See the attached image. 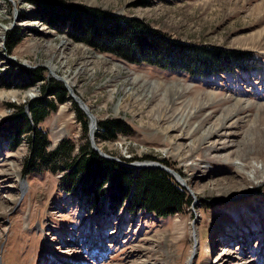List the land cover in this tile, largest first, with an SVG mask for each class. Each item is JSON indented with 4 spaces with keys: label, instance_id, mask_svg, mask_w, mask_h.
Here are the masks:
<instances>
[{
    "label": "rangeland",
    "instance_id": "374dc122",
    "mask_svg": "<svg viewBox=\"0 0 264 264\" xmlns=\"http://www.w3.org/2000/svg\"><path fill=\"white\" fill-rule=\"evenodd\" d=\"M58 1L59 11L84 6L134 18L172 40L213 47L215 55L244 53L247 61L206 75L131 63L72 38L104 24L75 33L70 17L61 26L40 19L29 0H0V264H264V0ZM8 33L20 37L11 51ZM19 70L65 89L64 102L39 124L50 150L69 140L74 158L89 142L90 121L66 80L94 116V141L108 161L158 164L188 205L159 217L126 211L127 198L107 216L110 183L86 211L61 188L66 172L25 174L26 137L12 149L6 128L17 107L42 95L43 82L32 86ZM105 121L125 131L108 140Z\"/></svg>",
    "mask_w": 264,
    "mask_h": 264
},
{
    "label": "trees",
    "instance_id": "16d2710c",
    "mask_svg": "<svg viewBox=\"0 0 264 264\" xmlns=\"http://www.w3.org/2000/svg\"><path fill=\"white\" fill-rule=\"evenodd\" d=\"M52 1L29 0L38 9L39 14L44 13L43 16L40 14V19L49 20V23L56 22L63 26L65 23L69 24L68 17L74 19L75 24L71 26V29L73 32L76 29L75 33L83 27H88L90 30L95 25L104 24L102 30L94 27V30L87 31L85 35L73 34L72 38L90 45L95 50L112 53L131 63H145L161 69L186 72L189 70L188 72L198 75L204 73L206 75L211 71L228 72L238 64L247 61L242 57L244 53L232 51L230 54L224 51L225 54L215 55L210 52L217 51L213 47L194 46L172 40L135 21L134 18L84 6H71L70 9L62 8L59 11L57 4L60 5V2L57 0L54 4H50ZM78 18H82L80 22ZM110 36L113 37V46L107 40ZM138 40L142 42V48L136 46ZM19 41L20 37L8 33L6 48L11 51ZM19 72L23 73L32 86L38 82L44 83L41 86L42 95L28 103L27 109L24 106L17 107L10 125L6 128L13 136L12 149L19 144L22 136L26 137L29 155L24 162L23 172L25 174L42 169L52 173L66 172L60 180L61 188L66 193H73L72 195L76 196L77 200H82V207L86 211L95 208L100 196L106 195L109 191L110 193L104 199L107 216H115L123 200L127 198L126 211L133 213L143 210L148 213L153 212L159 217L178 213L188 205V198L182 188L160 169L137 171L124 168L116 162L101 158L91 149L87 140L79 146V154L74 158L71 155L74 153L75 145L69 140L61 141L55 149L50 150L47 133L39 127V124L48 117L51 111L55 110L56 103L64 102L65 89L61 83L50 81L44 75L37 74L36 71L19 70ZM78 118L82 120L84 131H86L87 123L81 112ZM101 125L106 129L103 136L108 140L115 139L116 132L125 131V125L120 121H105L101 122ZM71 158L73 164L70 165ZM107 183L111 184V188L105 191Z\"/></svg>",
    "mask_w": 264,
    "mask_h": 264
},
{
    "label": "water",
    "instance_id": "95a60500",
    "mask_svg": "<svg viewBox=\"0 0 264 264\" xmlns=\"http://www.w3.org/2000/svg\"><path fill=\"white\" fill-rule=\"evenodd\" d=\"M73 99L75 101H77V103L79 104V106L81 108V104H80L78 97H73ZM84 113L86 114L87 118L90 121L88 136H89L90 146H91L92 150L97 152L99 154V156H101L102 158L107 159V160H112L111 157L107 156L105 153H103L97 147L94 146V134L97 131V128H96L97 125H96V123L93 122L92 116L89 113H87V111L86 112L84 111ZM115 161H117V160H115ZM125 166L135 168V169H145L147 167L148 168H159V169L162 168L158 164L152 163V162H146L144 164L137 162L135 164H130V165L126 164ZM162 169L166 171V169H164V168H162ZM166 172H168V171H166Z\"/></svg>",
    "mask_w": 264,
    "mask_h": 264
},
{
    "label": "bare ground",
    "instance_id": "6f19581e",
    "mask_svg": "<svg viewBox=\"0 0 264 264\" xmlns=\"http://www.w3.org/2000/svg\"><path fill=\"white\" fill-rule=\"evenodd\" d=\"M52 70V69H51ZM52 72H54V70H52ZM55 78H56V80L57 81H60V82H63L64 83V81L61 79V78H59L58 76H55ZM65 82H66V84L68 85V87H67V85L65 86L66 88H67V90H68V92H69V96L71 97V99L74 101V99H73V97H77L75 94H74V92H73V90L71 89V87H72V85H71V83L69 82V81H66L65 80ZM65 84V83H64ZM79 99V98H78ZM79 101H80V104H81V110L82 111H87V113H89L91 116H92V118H93V122L94 123H96L95 122V118H94V116L91 114V112H90V110L88 109V107L79 99ZM119 107H120V104H117L116 105V107H115V109H114V111H115V114H117L118 113V111H119ZM98 130V129H97ZM95 135V134H94ZM89 144H90V141H89ZM94 146L95 147H97L98 148V146L96 145V143H95V141H94ZM91 147V146H90ZM92 149V148H91ZM99 149V148H98ZM100 150V149H99ZM94 151V150H93ZM101 151V150H100ZM97 153V152H96ZM98 154V153H97ZM99 155V154H98ZM113 162H116V161H113ZM117 163V162H116ZM144 163H146V162H144ZM144 163H142V164H144ZM135 164V163H134ZM145 169H149L148 167L147 168H145ZM175 176V178L178 180V181H180V183L182 182L183 183V185H186V182L185 181H183V179L180 177V176H178V175H174Z\"/></svg>",
    "mask_w": 264,
    "mask_h": 264
}]
</instances>
